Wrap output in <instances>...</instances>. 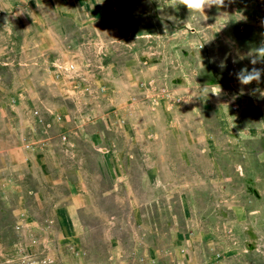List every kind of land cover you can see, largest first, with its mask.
Segmentation results:
<instances>
[{"label": "rangeland", "instance_id": "obj_1", "mask_svg": "<svg viewBox=\"0 0 264 264\" xmlns=\"http://www.w3.org/2000/svg\"><path fill=\"white\" fill-rule=\"evenodd\" d=\"M100 12V24L78 26L84 48L57 65L61 72L55 75L65 87L62 103L55 106L61 114L46 123L58 134L62 128L67 141L75 143L69 152L73 160L95 159L90 141L79 136L88 130L102 135L96 141L102 149L123 137V128L148 146L139 155L147 162L148 178L166 184L146 190L171 192L173 199L149 201L142 230L133 217L130 232L114 219L111 237L132 246L146 243L130 249L123 262L264 264V71L259 83L249 85L237 75L244 68L264 69V58L255 52L264 43V0H225L224 7L204 13L172 7L170 0H102ZM91 39H98L99 52H92ZM70 65L74 69L68 70ZM161 87L175 99L157 95ZM41 107L34 105L27 116L29 129L45 122ZM7 108L0 128L12 127L16 112ZM88 170L95 193L124 191L95 177L94 168ZM19 198L11 183L0 182V235L25 237L15 264H28L31 255L52 260L54 248H28L27 238L38 235L26 231L25 224L17 226L14 214L30 215L38 203ZM100 205L127 219V201L105 198L96 208ZM90 214L88 223L101 221ZM106 235L99 230L85 238L98 245L97 256L115 251ZM81 253L91 256L93 249ZM4 259L0 264H11L9 254Z\"/></svg>", "mask_w": 264, "mask_h": 264}, {"label": "crops", "instance_id": "obj_2", "mask_svg": "<svg viewBox=\"0 0 264 264\" xmlns=\"http://www.w3.org/2000/svg\"><path fill=\"white\" fill-rule=\"evenodd\" d=\"M101 1L0 0V119L5 117L7 105L16 112L11 115L12 127L6 123L0 128V182L3 185L11 183L12 189L20 192L19 199H33L38 203L36 211L31 209L30 215L20 211L14 217L18 218L17 226L22 228L25 224L26 231L39 236L37 239L26 236L28 248L42 244L55 249V252L52 250L55 257L45 259L46 264H129L123 259L131 256L130 249L134 246L141 249L146 243L139 241L132 246L129 241L111 237L109 232L113 230L114 219L117 217L115 222L130 232V217H133L134 224L138 223L142 230L147 223V210L151 208L149 201L160 203L164 199H173L171 192L146 190L152 186L163 187L166 183L162 178L157 182L148 178L147 162L139 157L148 146L137 139L132 140L131 130L123 128V137L117 136V142L103 149L96 142L101 134L90 130L85 134L82 132L79 136L90 141L88 147L95 159L81 161L69 158V152L76 147L75 143L67 141V133L61 128L58 134L46 123L48 118L61 114L55 106L62 103L60 96L65 87L61 78L55 75L56 70L61 72L57 65L74 51L84 48L81 45L82 29L78 26L83 21L100 24ZM90 43L92 52H99L98 39H91ZM34 105L45 106L38 111L46 112L45 122L38 124L36 130L29 129L27 118ZM219 118L223 124L228 119L224 111L219 113ZM92 168L96 171L95 177H101L114 187H123L124 191L113 189L95 193L91 187L93 171L88 170ZM100 172L103 175L98 174ZM105 198L127 201V219L101 205L97 209L96 202ZM152 206L157 208L158 203ZM88 212H91L90 216L100 217L101 221L88 223ZM99 230L107 234L106 242L115 250L111 256L110 253L106 257L97 256L98 245L85 241L88 233ZM24 238L14 233L10 240L1 234L0 261L5 262L4 258L9 254L11 264L18 262L17 248L25 244ZM87 247H92L93 255H82V249L85 251ZM119 255L121 258L117 259ZM27 260L28 264H44L34 255ZM134 264L147 262L140 260Z\"/></svg>", "mask_w": 264, "mask_h": 264}, {"label": "clouds", "instance_id": "obj_3", "mask_svg": "<svg viewBox=\"0 0 264 264\" xmlns=\"http://www.w3.org/2000/svg\"><path fill=\"white\" fill-rule=\"evenodd\" d=\"M177 5L186 6L191 13H204L206 8L211 9L213 6H216L217 8L224 7L225 0H170V6L176 7ZM255 52L259 57L264 58V43H262L261 46L255 50ZM251 63L256 64V59H252ZM219 67H224L223 62H221ZM262 71H264V69L252 68L249 72L247 68H244L237 75L242 84L249 85L253 81L258 83L260 82ZM262 95H264V93H262Z\"/></svg>", "mask_w": 264, "mask_h": 264}, {"label": "built area", "instance_id": "obj_4", "mask_svg": "<svg viewBox=\"0 0 264 264\" xmlns=\"http://www.w3.org/2000/svg\"><path fill=\"white\" fill-rule=\"evenodd\" d=\"M67 69L68 68H66V70ZM72 69H74V65H70L68 70H72ZM102 90H104V89H102ZM157 95H160L161 97H163V98H165L167 100H174L175 99L173 93L168 88H165V87L159 88L158 92H157ZM21 216H23V214H21ZM42 262L44 264H46L47 260L43 259Z\"/></svg>", "mask_w": 264, "mask_h": 264}]
</instances>
